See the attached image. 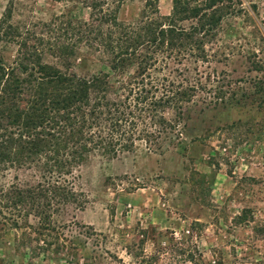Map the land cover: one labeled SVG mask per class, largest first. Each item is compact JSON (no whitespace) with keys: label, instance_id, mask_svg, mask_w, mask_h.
Listing matches in <instances>:
<instances>
[{"label":"rangeland","instance_id":"374dc122","mask_svg":"<svg viewBox=\"0 0 264 264\" xmlns=\"http://www.w3.org/2000/svg\"><path fill=\"white\" fill-rule=\"evenodd\" d=\"M8 2L0 0V18ZM12 3L10 23L42 35L38 22L87 17L70 2ZM140 5L123 3L118 19L136 17ZM171 5L157 0L158 13L168 15ZM231 8L204 46V62L168 63L199 82L182 107L179 140L158 147L138 141L115 159L95 156L76 168L67 179L79 205L52 217L57 243L52 235L32 240L24 228L34 227L32 216L15 230L0 195V260L71 264L70 250L78 264H264V0H237ZM96 54L78 50L71 71H107ZM31 173L0 171V188Z\"/></svg>","mask_w":264,"mask_h":264},{"label":"trees","instance_id":"16d2710c","mask_svg":"<svg viewBox=\"0 0 264 264\" xmlns=\"http://www.w3.org/2000/svg\"><path fill=\"white\" fill-rule=\"evenodd\" d=\"M49 1L80 6L87 17L38 22L42 35L10 23L9 0L0 18V171H32L30 180L14 177L0 195L15 230L32 216L34 227H24L32 240L52 235L57 243L52 217L79 205L67 179L76 168L95 156L115 159L138 141L158 147L179 140L182 107L199 82L168 63L204 62V46L237 0H172L166 16L157 0ZM133 1L141 4L136 17L119 20V7ZM9 46L15 49L5 58ZM80 49L97 53L107 71H71ZM65 251L78 264L77 253Z\"/></svg>","mask_w":264,"mask_h":264}]
</instances>
